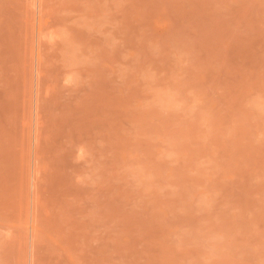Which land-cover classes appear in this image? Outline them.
<instances>
[{"label":"rangeland","instance_id":"1","mask_svg":"<svg viewBox=\"0 0 264 264\" xmlns=\"http://www.w3.org/2000/svg\"><path fill=\"white\" fill-rule=\"evenodd\" d=\"M0 264H264V0H0Z\"/></svg>","mask_w":264,"mask_h":264}]
</instances>
